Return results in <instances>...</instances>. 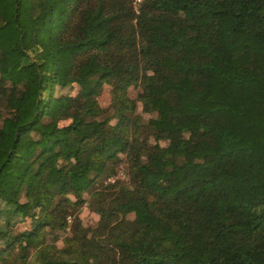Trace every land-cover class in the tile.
<instances>
[{"label": "trees", "instance_id": "16d2710c", "mask_svg": "<svg viewBox=\"0 0 264 264\" xmlns=\"http://www.w3.org/2000/svg\"><path fill=\"white\" fill-rule=\"evenodd\" d=\"M0 264H264V0H0Z\"/></svg>", "mask_w": 264, "mask_h": 264}, {"label": "rangeland", "instance_id": "374dc122", "mask_svg": "<svg viewBox=\"0 0 264 264\" xmlns=\"http://www.w3.org/2000/svg\"><path fill=\"white\" fill-rule=\"evenodd\" d=\"M140 88H141L140 86L138 87V89L137 88H134V87L130 88V94L133 97H137V91H139ZM105 89H106L105 92L101 96H99V100H100L101 104L104 107H107L110 104V101H111V96H110V90L111 89H110L109 85H106V88ZM77 92H78V89H74V90L71 91V93L74 94V95H76ZM138 111L143 115V117H145V118H148L149 117L148 114L142 112L140 104L138 106ZM61 124L62 125H66V124H68V121L67 120H62L61 121ZM120 168L121 169H119V171H118L119 172V175H116L117 176L116 178L117 179H119V178L126 179L127 178V176H126V170H128L127 165L126 166L123 165ZM85 196H86V198L89 197V193H86ZM80 209H81L80 217H81V219L83 221V224L85 226H88V227L95 226L98 223V221L100 219V216L94 210H92L89 207V205L84 204L83 206L80 207ZM129 217L133 218L134 215L131 214V215H129ZM70 220L72 221V219H70ZM70 234H71V229L70 228L67 231L59 232V234H58L59 239L57 241L58 245L59 246H63V244H64L63 238L65 236H69Z\"/></svg>", "mask_w": 264, "mask_h": 264}, {"label": "built area", "instance_id": "2783aa9c", "mask_svg": "<svg viewBox=\"0 0 264 264\" xmlns=\"http://www.w3.org/2000/svg\"><path fill=\"white\" fill-rule=\"evenodd\" d=\"M141 0H134V4L135 6H137V4L140 2Z\"/></svg>", "mask_w": 264, "mask_h": 264}]
</instances>
